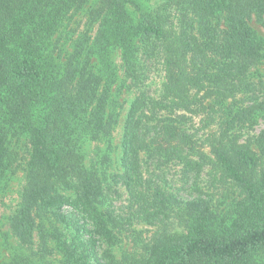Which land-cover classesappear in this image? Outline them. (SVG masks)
Here are the masks:
<instances>
[{
	"label": "trees",
	"instance_id": "1",
	"mask_svg": "<svg viewBox=\"0 0 264 264\" xmlns=\"http://www.w3.org/2000/svg\"><path fill=\"white\" fill-rule=\"evenodd\" d=\"M171 1L178 25L138 0H0V188L23 162L26 183L6 235L30 251L0 264H45L48 255L62 264H264V129L254 141L244 137L264 117L252 71L264 61V35L252 25H264V0ZM81 12L98 24L94 38L63 39ZM140 43L159 51L165 80L160 97L135 96L121 169L108 174L107 157L88 162L84 146L118 123L111 54L120 51L123 75L138 84ZM197 106L216 126L195 152L201 159L193 136L170 118ZM160 138L195 187L204 164L213 166L212 185L235 192L227 214L152 185L142 155L150 158ZM121 188L128 203L117 209ZM137 223L155 229L143 236ZM128 231L130 248L118 258L112 248Z\"/></svg>",
	"mask_w": 264,
	"mask_h": 264
},
{
	"label": "rangeland",
	"instance_id": "2",
	"mask_svg": "<svg viewBox=\"0 0 264 264\" xmlns=\"http://www.w3.org/2000/svg\"><path fill=\"white\" fill-rule=\"evenodd\" d=\"M137 1V0H136ZM144 6H150L154 9L162 7L163 11L166 9L174 21L178 25L181 19V11L178 5L171 0H138ZM164 7V8H163ZM133 8V7H132ZM165 13V12H164ZM81 12L76 14L71 22L65 28H62L63 39H76L80 33H87L91 40L94 38L98 24L92 25L88 21V14ZM253 27L256 31L264 35V25L256 19L252 21ZM140 50L138 53V63L140 65L139 73L141 82L134 84L128 77L123 75L122 59L120 51L114 50L111 56L113 57V65L119 70V79L117 83L112 86L110 97V112H113L118 117V123L112 132L111 136L96 141L88 140L84 146V152L88 162H98L101 156L107 157V162L102 170L107 171L108 174L118 172L121 169V139L123 133V125L129 110V107L135 96L141 91H147L148 94L154 97H160L162 92V85L165 80V72L163 69L162 58L160 53L152 45L140 43ZM253 79L256 82V95L264 98V61L256 66L253 70ZM174 123L181 129L186 131L195 141L193 154L201 148H205L206 138L216 129L215 125L206 126V114L204 110L198 106L194 107L192 111L180 110L174 115L170 116ZM264 129V117L258 118L257 122L252 126L245 128L244 137L250 138L251 141L256 140V136ZM244 139V138H243ZM166 141L160 138L151 142L150 150L153 155L148 158L146 153H143V164L145 176L151 180L152 185H160L172 192H179L181 199L203 198L210 201V204L219 208L221 214H227L234 207V191L227 190L219 184V187L212 185L213 177L216 174L213 166L206 162L197 179L198 187H195L193 178L183 174V165L177 163V160L171 159L165 150ZM206 152L208 148L203 149ZM201 154H195V158L201 159ZM148 158V161H147ZM23 162L15 171L8 172L4 178L0 188V261L9 260L15 252L29 253L27 249H22L12 236L8 237L6 234L10 232L9 219L14 213L18 203L21 199L22 191L26 183L25 170ZM100 170V169H99ZM220 174H217L219 177ZM229 185V184H228ZM234 193H233V192ZM224 192V193H222ZM238 193V192H237ZM127 194L121 188V195L115 200V207L120 208L127 204ZM176 225V222H175ZM137 232H142L143 236H150L155 229L151 225L145 223H137L133 226ZM183 226L175 227L177 232H184ZM132 231H128L121 236V240L112 248L114 254L119 258L124 250L130 248L129 240L132 238ZM129 235V237H127ZM8 238V239H6ZM264 261V253L260 256ZM45 264H62L60 257L49 256ZM44 263V262H43Z\"/></svg>",
	"mask_w": 264,
	"mask_h": 264
}]
</instances>
